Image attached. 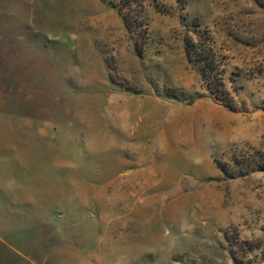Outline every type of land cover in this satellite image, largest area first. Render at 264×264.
<instances>
[{"label": "rangeland", "instance_id": "374dc122", "mask_svg": "<svg viewBox=\"0 0 264 264\" xmlns=\"http://www.w3.org/2000/svg\"><path fill=\"white\" fill-rule=\"evenodd\" d=\"M139 1L0 0V264H264V0Z\"/></svg>", "mask_w": 264, "mask_h": 264}, {"label": "trees", "instance_id": "16d2710c", "mask_svg": "<svg viewBox=\"0 0 264 264\" xmlns=\"http://www.w3.org/2000/svg\"><path fill=\"white\" fill-rule=\"evenodd\" d=\"M139 10L138 13H143L144 5L142 1H139ZM132 2H129L126 6L119 9V13L123 19L124 25L129 31H134L137 27L141 26V21L138 22V20H134L130 17V15L125 11L126 8L131 7ZM210 43V41H208ZM189 52L192 53L195 57V61L204 64V67L201 69L202 74V80L207 85L208 90L211 92V94L215 97L216 100H219L223 103H225L228 106H231L232 102L234 101L233 96H231V93L227 91L225 88V84L223 81V74L222 69L219 64L218 55L213 50L212 46L209 48L205 46L202 42L195 43L192 39H190L189 42ZM167 97L169 98H175L178 100H182L180 98L178 92L176 89H168ZM181 95L184 96L185 92H181ZM181 96V97H182ZM193 100L189 101V104H193ZM258 157L256 158L254 163L256 165V170L264 172V152L262 154L258 153ZM221 171L224 173H227L228 171V165L223 164L220 166Z\"/></svg>", "mask_w": 264, "mask_h": 264}, {"label": "crops", "instance_id": "0c3cea01", "mask_svg": "<svg viewBox=\"0 0 264 264\" xmlns=\"http://www.w3.org/2000/svg\"><path fill=\"white\" fill-rule=\"evenodd\" d=\"M0 243H2L1 242V240H0ZM11 248V247H10ZM6 250V249H5ZM6 254V253H5ZM3 255H2V252L0 251V258L2 257Z\"/></svg>", "mask_w": 264, "mask_h": 264}]
</instances>
